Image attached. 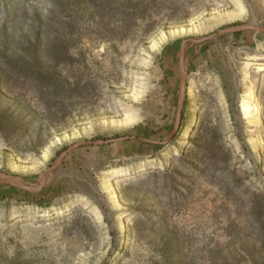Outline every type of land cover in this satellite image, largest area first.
Instances as JSON below:
<instances>
[{
  "label": "rangeland",
  "instance_id": "obj_1",
  "mask_svg": "<svg viewBox=\"0 0 264 264\" xmlns=\"http://www.w3.org/2000/svg\"><path fill=\"white\" fill-rule=\"evenodd\" d=\"M264 0H0V264H264ZM256 100L242 111L247 92ZM142 139L149 142L142 141Z\"/></svg>",
  "mask_w": 264,
  "mask_h": 264
},
{
  "label": "water",
  "instance_id": "obj_2",
  "mask_svg": "<svg viewBox=\"0 0 264 264\" xmlns=\"http://www.w3.org/2000/svg\"><path fill=\"white\" fill-rule=\"evenodd\" d=\"M244 31H255V32H259V33L264 34V26H258L255 23L245 24V25H240V26H233V27L223 29L220 32L213 34L211 36H207L204 38H198V39H189L187 41L182 42L181 48H180L179 104H178V113H177V118H176V124L174 126L173 131H172V134H174L175 131L177 130V126H178V123L181 119V112H182V109L184 107V101H185V89H186V77H187V70L185 67V54L187 51V47H186L187 43L201 45V44H204L208 41L215 40L218 37L225 35V34H234V33H239V32H244ZM126 139H128V138H119L116 140H108V141H88V142H82V143L75 144L74 146H72V147L68 148L66 151H64L59 156V158L57 159L55 164L49 170H47L45 173H43L42 175H40L38 177V181H37L36 185L27 184L18 176L9 175L6 173H0V184H7V185L16 187L20 190H24V191L30 192V193L40 192L44 188V186L46 185L49 174L54 172L60 166L64 157L68 153H70L72 150H74L75 148H77L81 145H103V144H109V143H117V142L124 141ZM142 141L149 142L148 140H145V139H142Z\"/></svg>",
  "mask_w": 264,
  "mask_h": 264
},
{
  "label": "bare ground",
  "instance_id": "obj_3",
  "mask_svg": "<svg viewBox=\"0 0 264 264\" xmlns=\"http://www.w3.org/2000/svg\"><path fill=\"white\" fill-rule=\"evenodd\" d=\"M256 100V92L255 89L252 88L247 92L246 99L242 104V111L245 116H249L251 111L253 110V103Z\"/></svg>",
  "mask_w": 264,
  "mask_h": 264
}]
</instances>
